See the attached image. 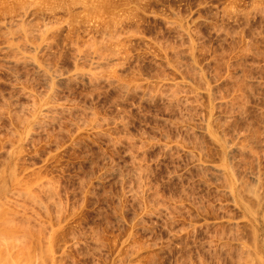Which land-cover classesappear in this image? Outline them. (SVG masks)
Listing matches in <instances>:
<instances>
[{"label":"rangeland","instance_id":"1","mask_svg":"<svg viewBox=\"0 0 264 264\" xmlns=\"http://www.w3.org/2000/svg\"><path fill=\"white\" fill-rule=\"evenodd\" d=\"M10 154L16 264H244L264 0H0V172Z\"/></svg>","mask_w":264,"mask_h":264},{"label":"bare ground","instance_id":"2","mask_svg":"<svg viewBox=\"0 0 264 264\" xmlns=\"http://www.w3.org/2000/svg\"><path fill=\"white\" fill-rule=\"evenodd\" d=\"M33 48H35V47H33ZM93 61H95V60H93ZM94 63H99L97 60H96V62H94ZM93 64V63H92ZM171 83V82H170ZM173 84H176V83H174L173 82ZM177 85V84H176ZM179 86V85H178ZM177 92V91H176ZM208 94V93H207ZM187 100V99H186ZM212 125V124H211ZM206 127V126H205ZM207 133V132H206ZM252 134V133H251ZM246 136V135H245ZM250 136V135H249ZM239 137V136H238ZM257 137V136H256ZM222 138V137H221ZM223 138H224V136H223ZM255 138V137H254ZM260 138V137H259ZM239 139V138H238ZM237 139V140H238ZM215 140L216 141H219V139L217 138V137H215ZM229 142V141H228ZM252 142V141H251ZM258 142V141H257ZM225 143V145H227L226 144V142H224ZM230 143V142H229ZM237 144V143H236ZM243 144V143H242ZM242 144H241V147H240V145H238L237 144V146H232V145H228V147H234V149L236 148V149H240V148H242ZM244 145V144H243ZM244 148H246V147H244ZM249 148V147H248ZM243 149V148H242ZM251 149V148H250ZM230 150V149H229ZM228 150V151H229ZM249 150V149H248ZM232 151V150H231ZM252 151V150H251ZM14 152V151H13ZM253 152V151H252ZM250 153V152H249ZM13 154V153H12ZM214 167V166H213ZM217 168V167H216ZM219 170H220V173L221 172H225V171H227L228 170V168L226 169L225 167L224 168H218ZM259 169V168H258ZM232 170V169H231ZM215 171V170H214ZM229 171V170H228ZM236 171V170H235ZM225 174V173H224ZM228 174V173H227ZM234 175H236V173L234 174ZM14 176H15V163H14V156L13 155H9V158H8V160L7 161H5V163H4V165H3V167H2V171L0 172V219H1V221L3 220L4 222H5V226L4 227H6L4 230L3 229H0V236L2 237V235H3V237H4V235H9V234H11V235H15V233H16V235H17V231L15 232V230L13 229L14 227H12L13 225L11 224V223H13L14 221H13V219H12V221H10L11 220V216L10 215H14V219H15V216L16 215H18V211H17V213H15L14 211V213L16 214H14L13 212H9V213H11L10 215L8 214V211L6 210V208H4V204H6L5 203V201H6V199H7V193H5L6 192V190L8 189V187L11 185V183H12V181H13V179H14ZM226 177V176H225ZM230 177V176H229ZM231 178H233V177H231ZM260 178H261V172H251V178H250V182H251V180L253 181V182H255L254 184H256L257 185V183H258V181H260ZM227 179V178H226ZM231 181V180H230ZM235 182H236V180H235ZM235 182H231L230 183V185L228 186V191L231 193V195L233 194L234 195V193L236 192V190L238 189V186L239 185H237ZM240 182V181H239ZM243 182V181H242ZM253 182H252V184H253ZM238 183V182H237ZM229 184V183H228ZM241 184V186H242V183H240ZM251 184V183H250ZM250 184L248 185V184H245L247 187H245V186H243V187H245V188H247V190H248V196H250V194L251 195H253L254 197H252V198H255V200H256V203H257V207L256 208H254L255 206H256V204H254L255 206L254 207H252V204H251V202H250V204L248 203V201L247 200H245V199H243L244 197H246V196H243V197H239L240 199H241V203H243V205H244V209L249 213V214H251L252 216H253V218L254 217H256V219L259 217L258 215H259V213H262L263 212V208H264V193H262L264 190H261V188L258 190V186L257 187H255V186H250ZM17 188H19V190L21 189V187H16L15 189H17ZM23 189V188H22ZM21 189V190H22ZM18 190V189H17ZM16 191V192H22L23 194H25V195H28V196H32V192H31V190L30 189H25V190H20V191ZM243 190V188L241 189V191ZM238 191H239V189H238ZM260 191H262L261 193H260ZM236 193H238V192H236ZM235 193V194H236ZM242 193H244V190L242 191ZM245 193H246V191H245ZM244 193V194H245ZM21 194V193H20ZM22 195V194H21ZM24 195V196H25ZM243 195V194H242ZM236 196V195H235ZM238 196H239V194H238ZM248 196L246 197V198H248ZM251 197V196H250ZM248 199H251V198H248ZM245 200V201H244ZM254 200V201H255ZM247 201V202H246ZM252 203H253V201H252ZM237 206V205H236ZM7 207V206H6ZM10 208V207H9ZM8 208V209H9ZM10 211V210H9ZM11 211H12V209H11ZM16 211V210H15ZM13 213V214H12ZM247 214V213H246ZM249 214H248V216H249ZM263 214H264V212H263ZM263 214H262V218H263V220H264V217H263ZM261 216V215H260ZM245 217V216H244ZM250 218V217H249ZM259 219H260V217H259ZM1 225V224H0ZM2 225H3V223H2ZM2 227V226H1ZM260 227H262V226H260ZM263 227H264V222H263ZM250 228V227H249ZM251 229V228H250ZM255 229V228H254ZM261 229V228H260ZM256 230V229H255ZM264 230V229H263ZM23 231V230H22ZM20 232V236H22L23 235V237H25L26 236V232ZM23 233V234H22ZM255 234H256V231H255ZM25 235V236H24ZM18 237H19V235H17ZM260 236H262V235H260ZM0 237V238H1ZM5 237H7V236H5ZM9 237L10 236H8V240H9ZM23 237H19L20 238V241H21V239L23 238ZM257 238H258V236H256ZM2 239V238H1ZM0 239V240H1ZM6 239V238H5ZM14 240L15 239H17V238H13ZM13 239H12V237H11V239L10 240H12L13 241ZM254 239V238H253ZM4 239H2V241H3ZM17 240H19V239H17ZM24 240V239H23ZM256 240V244L254 245L253 244V246L252 247H255V249H254V255H252V256H255V257H257L258 258V260H257V264H264V258H263V256L261 257L260 256V258H259V254H264V237H260V238H258V240L257 239H255ZM16 241V240H15ZM15 241H13V243L15 244ZM253 241V240H252ZM4 242H7V240L5 241L4 240ZM254 242V241H253ZM8 243V242H7ZM10 243V242H9ZM8 243V244H9ZM18 242H16V246L15 245H11V244H9L10 246H6V247H1V245H0V264H16V262L18 261L17 260V258L19 257L20 258V260H21V258L23 257L22 256V254H24V252H22V250H21V248H19L17 245H20V244H17ZM20 243V242H19ZM246 246V245H245ZM243 247H244V245H243ZM250 247V246H249ZM248 247V248H249ZM245 248V247H244ZM252 249V248H251ZM248 250H250V249H248ZM249 251H246V253L245 254H242V255H245L244 257V259H245V263L244 264H256L255 262H254V258L252 257V256H250L249 255ZM247 254V255H246ZM21 256V257H20ZM24 258H25V256H24ZM23 258V259H24ZM242 258V257H241ZM28 259H29V257H28ZM243 259V260H244ZM19 260V261H20ZM17 264H19V263H17Z\"/></svg>","mask_w":264,"mask_h":264}]
</instances>
